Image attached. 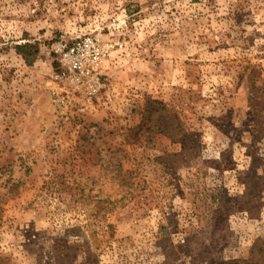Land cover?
Here are the masks:
<instances>
[{
  "label": "rangeland",
  "instance_id": "374dc122",
  "mask_svg": "<svg viewBox=\"0 0 264 264\" xmlns=\"http://www.w3.org/2000/svg\"><path fill=\"white\" fill-rule=\"evenodd\" d=\"M263 244L264 0H0V264Z\"/></svg>",
  "mask_w": 264,
  "mask_h": 264
},
{
  "label": "trees",
  "instance_id": "16d2710c",
  "mask_svg": "<svg viewBox=\"0 0 264 264\" xmlns=\"http://www.w3.org/2000/svg\"><path fill=\"white\" fill-rule=\"evenodd\" d=\"M29 49H34V46L31 45V44H26V45H23V46H18L17 47V50L18 52L24 56V58L27 60V62L29 64H33L35 61H36V53H29ZM116 170L119 172V175H121V172H122V168H121V165L118 164ZM30 171V169H28V172ZM15 187V190L16 191L18 189V187H20V184H15L14 185ZM229 234V233H227ZM195 255H208L209 257L212 255V252L208 251V250H204V249H197V250H190L187 255L189 257L192 256V258H194ZM206 260L207 261H210V258H208L207 256H205ZM211 263V262H210ZM250 264H264V244L261 246V245H255L254 248L252 249L251 251V259H250Z\"/></svg>",
  "mask_w": 264,
  "mask_h": 264
},
{
  "label": "built area",
  "instance_id": "2783aa9c",
  "mask_svg": "<svg viewBox=\"0 0 264 264\" xmlns=\"http://www.w3.org/2000/svg\"><path fill=\"white\" fill-rule=\"evenodd\" d=\"M99 38H94L93 40V45L97 46V44L99 43ZM75 49L71 50L70 52H68L67 54H65L66 57H72L73 53H74Z\"/></svg>",
  "mask_w": 264,
  "mask_h": 264
}]
</instances>
